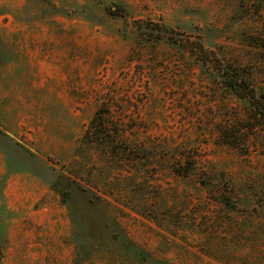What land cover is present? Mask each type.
Here are the masks:
<instances>
[{"label": "rangeland", "instance_id": "374dc122", "mask_svg": "<svg viewBox=\"0 0 264 264\" xmlns=\"http://www.w3.org/2000/svg\"><path fill=\"white\" fill-rule=\"evenodd\" d=\"M186 40L263 85L264 0H0V264H264L263 134Z\"/></svg>", "mask_w": 264, "mask_h": 264}, {"label": "trees", "instance_id": "16d2710c", "mask_svg": "<svg viewBox=\"0 0 264 264\" xmlns=\"http://www.w3.org/2000/svg\"><path fill=\"white\" fill-rule=\"evenodd\" d=\"M157 26V25H154ZM159 33L164 32V27L158 30ZM259 41V39H257ZM185 46L205 65H211L217 72L223 75L224 84L239 98L244 99L249 104L248 113V126H244L249 131L257 129L262 132L264 138V81L263 85L259 88H255L247 77L242 76L236 69L229 66L228 69H224L223 63L218 59L214 53L204 47L202 42L187 41ZM254 45L261 46L259 43H253ZM264 80V79H263ZM108 111L99 108L95 113L93 118L89 123V127L85 132L83 138L90 144H100L109 145L110 147L118 144V140L122 139L124 136L123 131H115V136H110L105 134L103 131L105 127L107 131L111 125V119H108ZM121 154L125 157V160H131L127 158V152L125 149L122 150ZM181 166H179V175L187 176L189 175L188 167L187 169L180 171ZM123 237V236H122ZM124 238V237H123ZM122 245H128L126 239H124ZM79 249L77 247V254ZM139 254V253H137Z\"/></svg>", "mask_w": 264, "mask_h": 264}]
</instances>
